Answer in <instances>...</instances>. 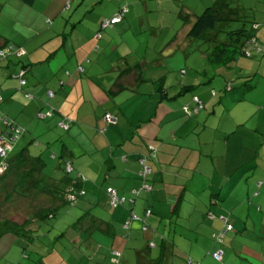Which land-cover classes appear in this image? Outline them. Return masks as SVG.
<instances>
[{
  "label": "crops",
  "instance_id": "0c3cea01",
  "mask_svg": "<svg viewBox=\"0 0 264 264\" xmlns=\"http://www.w3.org/2000/svg\"><path fill=\"white\" fill-rule=\"evenodd\" d=\"M83 1L0 0V44L22 50L0 57V111L24 127L29 154L66 157L86 176L71 217L64 208L52 224L31 222L30 233L3 221L0 237L32 243L14 264H264V75L254 71L264 50L252 54L258 67L239 56L216 82L199 39L187 35L194 14L215 0H174L178 9L163 18L147 13L161 10V0ZM244 1L253 18L262 6L252 31L264 48V0L237 5ZM121 6L124 16L101 28ZM193 50L199 61L191 66ZM199 83L203 105L186 115L195 101L183 85ZM46 101L52 115L38 117ZM105 112L116 122H105ZM7 128L0 118V132ZM146 144L156 149L146 158L150 189L134 193L144 183L137 158ZM107 182L122 204L111 205ZM222 216L232 229L215 240Z\"/></svg>",
  "mask_w": 264,
  "mask_h": 264
},
{
  "label": "trees",
  "instance_id": "16d2710c",
  "mask_svg": "<svg viewBox=\"0 0 264 264\" xmlns=\"http://www.w3.org/2000/svg\"><path fill=\"white\" fill-rule=\"evenodd\" d=\"M120 8H118L117 11ZM117 11H115V13H117ZM124 14L125 12L122 14L121 17H123ZM241 14L243 13L240 12V6L236 4L232 5L231 0H215L213 4L205 6L204 9H202L199 13L194 14V18L192 22L190 23V26L187 30V35L192 39H196V38L199 39L200 41L199 44L202 45L199 47H201V51L204 53V55L207 58V61L210 64L227 65L229 62L234 61L237 57L241 55L250 57L252 56V54L256 55V54H260L261 52H263L264 48L263 46H261L262 44L256 43V37L252 31L255 20L252 17L250 27H245L243 21H241V17H242ZM108 17L110 16H107V17L105 16L103 18H108ZM112 24L101 26V28L111 26ZM10 46L12 45L11 44L8 45L6 43L0 44V50L6 47H10ZM12 47L13 49H16L14 48V46ZM11 52L13 53V51ZM11 52H7L4 55L0 54V57L5 56L6 54L11 53ZM21 68H24L25 70L24 66H21L20 69ZM214 76L215 74L207 75V78L212 79ZM22 77H23V74H22ZM249 77H250L249 75L245 77L244 82H248ZM200 84L202 83H199L198 85H193V84H188V86L183 85L184 91H190V93L192 94V100L195 101L192 107H189L188 105L184 106L183 111L186 115L191 114V111L193 109H197L203 105V103L199 100V97L197 96V92L200 90V87H199ZM225 87H230V83L229 82L226 83ZM194 97H196V99ZM45 103L47 105L46 109L38 110L36 113L49 111V115H48L49 117L52 115L53 107L47 101ZM199 104L201 105L199 106ZM106 113H110V112H105V114ZM3 114L4 113L0 111L1 119H3L2 116L5 115ZM116 120L117 118L115 116V122ZM13 123L14 125L16 123L17 125L21 126L19 123L15 121H13ZM63 124L65 127L68 126V123L62 120L60 125H63ZM21 127L23 128V130L19 134L18 139L20 138V136L23 134L25 130L23 126ZM10 128L11 127H8L7 129L9 130ZM0 133L2 134V132ZM3 136L4 138L6 137L5 134ZM18 139L11 142V148L7 150L5 156H0V162L6 163L5 171L0 174V183H2V180H5L4 177L6 176L7 172L10 169L11 170L22 169L23 171L20 172L21 175L17 177L20 186L14 188L17 192L21 194L29 193L28 188L33 187V189L36 191L47 192L48 194L51 193L53 197L55 195H58L56 202L50 205H46L35 211H32L30 214H24L23 216L19 215V217L16 216L17 217L16 220L9 219V216H12L13 213H9L8 216L7 214L0 215V217L3 216L2 218H0V221L16 222L15 225L19 224V226L17 225L16 229L21 228L27 231V233H30L29 231L31 230V227L34 226L36 228L39 225L42 226V224L44 223L48 224V221H51L53 220V218L58 216L62 209L66 208L67 205L68 206L73 205L77 201L78 197L84 194L85 190H84L83 184L86 179V176L80 170H75L74 172H72L74 167L71 163V160L66 157H63L61 161L57 160L59 162L58 167L63 172L62 174L60 173L59 178H56V180L58 181H55L54 180L55 177L53 176L43 175L42 168L44 166L45 161L42 155L29 154L26 150L27 147L25 146L11 153ZM147 149H148V154L141 153L140 155H138V158H137L140 164V169L138 170V174L140 178L144 180L143 181L144 183H142L141 188L138 187L136 189H133L132 191H134V193L136 192L138 193L140 189H147V190L150 189L149 184H147L145 181L147 177H146V174H145L146 172L143 169V167L145 165H148L146 161L147 156H151V157L155 156L156 149L154 148V146L149 145V144L147 145ZM141 157L144 159L143 162H141L140 160ZM68 166H69V169H67ZM70 173H72V175ZM21 177L25 178L27 182L25 181L26 183H24L23 181H21ZM23 188H24V191L22 193ZM107 188H110L114 191V194L117 197L116 201L112 200L111 194L109 193ZM103 190L109 196V202L111 203L112 206L115 207L116 205L123 203L124 197L118 195L113 185L110 184L109 182L106 183V185L103 187ZM71 196H73V198H71ZM53 199L54 198H52V200ZM222 219L224 221V224L220 228V230L224 229L228 224L231 225L230 229H232V222L229 220V218L224 217ZM31 222L32 224H34L33 226ZM43 228L45 231L50 229L49 227L45 228L44 225H43ZM220 230L218 231L216 230L215 232L212 233V236L215 240H220V233H219ZM227 230L229 229H226L224 232H226ZM9 233L16 234L14 231L9 232ZM65 233H66V230L61 229L58 233L55 234V237L56 236L59 237L57 238V241L54 242L55 246L57 245L58 242L61 241V238L62 236L65 235ZM53 246H50V249H52ZM26 249L28 251L27 255H29L30 251L33 250V248H29V247H27ZM216 249H219V248H215L211 250L212 256H213V252ZM21 255L24 256V254H21ZM42 255L43 254H41L40 252L39 256H42ZM43 263L47 264L45 262Z\"/></svg>",
  "mask_w": 264,
  "mask_h": 264
},
{
  "label": "rangeland",
  "instance_id": "374dc122",
  "mask_svg": "<svg viewBox=\"0 0 264 264\" xmlns=\"http://www.w3.org/2000/svg\"><path fill=\"white\" fill-rule=\"evenodd\" d=\"M77 1L78 0H76V3H77ZM85 1H87V0H84L83 2L85 3ZM8 3H9V0H6V5ZM231 3H232V5L233 4L237 5L239 3V0H233ZM238 6H240V12L243 13V14H241V16H242L241 21H243L245 27H250L251 20L253 17L254 6H252L251 4H246L245 1L242 2V5H238ZM5 8H6V6L4 7V9ZM9 8L10 7L6 8L4 11L8 12ZM177 9H178V6H176L174 0H161V10L150 8V10H148L147 13H148V15H157V14L160 15V13H161V17L163 18L169 14L173 15ZM256 9H257L256 14H254L255 19L257 18L256 16L259 14V10H262V6H256ZM67 15H68V12H67ZM195 55H196V52L193 50L190 52V54L187 58V62L191 63L190 64L191 66H192V64L199 61L196 59V61H194V63H192V60H194L193 58ZM175 57L176 56H174L173 58H175ZM240 58H243V62L246 63V62L250 61V62L255 64V67H258V64H257V62L259 60L258 57L255 59V61L252 60V59H254L253 56L245 57V55H241ZM245 58H251V59L248 60ZM232 63H234V62H232ZM207 67L209 68V69H207L208 71H212L211 73L215 74V77H216L215 79H218L216 82H219V80L221 82V78H222L221 73L227 74V71L224 72L223 70L229 68V67L223 66L221 64H215V65L210 64L209 62H208ZM260 68L264 70V59H262L260 62ZM244 69H246V68L244 67ZM261 69H257L254 71L257 74L260 73V74L264 75V73ZM215 72H218V74H216ZM263 75H261V76H263ZM217 77H221V78L219 79ZM263 78H264V76H263ZM236 82H237V80H236ZM261 82H264V81H261ZM259 88H261V87H259ZM219 95L220 94L217 93L215 96H211L210 98H213V100L210 102L208 101L207 105L205 107L201 108L200 111L202 113H206L207 109L211 108V104L213 102L217 101V99L219 98ZM217 140H219V138ZM27 141H30V139L28 137L23 139L20 136V139L17 140V143L15 145L16 150H14V152L17 151V149L19 150V148L25 146ZM31 152L35 153L34 149H31ZM31 155H33V154L31 153ZM44 155L45 156L43 158H44L45 163H44V166L42 168L43 175L53 176V177H55L54 180L58 181V180H56V178H59L60 173L61 174L63 173L62 170L58 167L59 162L56 161L58 159L56 158V160L52 161L51 159H49V157L46 156L47 152ZM5 169H3L1 172L3 173L5 171ZM21 171H23V170L22 169H20V170H18V169L11 170L10 169L7 172L6 176L4 177L5 180H2V183H0V215L7 214V216H8L9 213H19L20 215L23 216L24 214H30L32 211H35L39 208H42L46 205H50V204L57 201L58 195H55L53 197L51 193L48 194L47 192L36 191L33 189V187L28 188L29 193L21 194V193L17 192L14 188L20 186L17 177L19 175H21L20 174ZM21 181H23L24 183L27 182V180L25 178H22V177H21ZM26 189H27V187H26ZM23 191H24V188L22 189V193H23ZM259 191L264 192V185H262L259 188ZM51 196H52V198H54L53 200H52ZM73 205H71L69 207L67 205L66 209H68L70 211H68V210H67L68 212L65 211V213L67 214L65 216L66 218L71 217V213L73 212V210H75V208H73ZM2 217L3 216H1L0 218H2ZM0 222H1L0 223L1 224L0 225V229H1L0 231H2V224L4 222H2V221H0ZM15 223L16 222H13L14 227H17V225L19 226V224L15 225ZM52 223L53 222H51V221L48 222V224H52ZM45 227H47V226H45ZM9 228H10V226H9ZM9 231L12 232L11 230H9ZM39 231H42V228H40ZM6 233H4L5 235L0 237V264H1L2 260H6L7 264L9 262H12V264H14L15 263L14 261L17 260L16 258H18L19 255H20V257H22V255L20 254L21 251H22V254H24V257H26L27 252H28L26 248L27 247L30 248V245L32 243H30L29 241L24 242L25 246H24V250H23L22 243L21 242L19 243L18 239H15V241L13 240V242H11L12 241L11 235H7ZM21 245H22V249L20 247ZM2 247L4 249H2Z\"/></svg>",
  "mask_w": 264,
  "mask_h": 264
},
{
  "label": "built area",
  "instance_id": "2783aa9c",
  "mask_svg": "<svg viewBox=\"0 0 264 264\" xmlns=\"http://www.w3.org/2000/svg\"><path fill=\"white\" fill-rule=\"evenodd\" d=\"M127 7L123 6L121 7L117 13H114L113 15H111L110 17L108 18H103L102 22H101V26H105L107 24H112V23H115L117 21H119V19L121 18L122 14L126 11ZM13 51L15 54H18L20 55L22 53V50L21 49H13L12 46L10 47H6L2 50H0V54L1 55H4L5 53L7 52H11ZM24 68H21L18 72V75H19V81L20 83H24V78L22 77V74L24 73ZM196 99V97H194ZM201 104H199L200 106ZM49 115V111L48 112H38L37 113V116L38 117H46ZM3 118V121L7 123L8 127H11L9 130L6 129L4 132H2V134L0 133V156H5L6 155V152L7 150H9L11 148V142L15 141L16 139H18L19 137V134L22 132L23 128L19 125H17L15 123H13V120L12 119H9V118H6L4 116H2ZM103 120L105 122H111V123H114L115 122V116L110 114V113H106L103 117ZM6 135V137L4 138V134ZM141 162L144 161V159L141 157ZM6 168V163L5 162H0V174L2 173L1 171L3 169ZM67 169H69V166L67 167ZM144 170H147L148 169V165H145L143 167ZM148 188V187H147ZM109 193L111 194V197H112V200L113 201H116L117 200V197L115 196L114 194V191L110 188H107ZM82 192V191H81ZM71 198H73V196H71ZM231 227L230 224H228L224 229L220 230L219 233L220 235L226 230V229H229ZM117 253V252H116ZM221 255H222V250L219 248V249H216L214 252H213V256L217 259L221 258Z\"/></svg>",
  "mask_w": 264,
  "mask_h": 264
}]
</instances>
